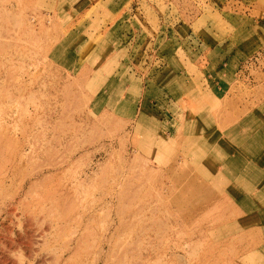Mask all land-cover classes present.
<instances>
[{"label":"rangeland","instance_id":"1","mask_svg":"<svg viewBox=\"0 0 264 264\" xmlns=\"http://www.w3.org/2000/svg\"><path fill=\"white\" fill-rule=\"evenodd\" d=\"M0 181V264H264V0H0Z\"/></svg>","mask_w":264,"mask_h":264},{"label":"bare ground","instance_id":"2","mask_svg":"<svg viewBox=\"0 0 264 264\" xmlns=\"http://www.w3.org/2000/svg\"><path fill=\"white\" fill-rule=\"evenodd\" d=\"M42 166H43V164H42ZM49 166H50V165H49ZM38 167H40V165H39ZM47 167H48V166H47ZM29 176H30V175H29ZM0 182H1V181H0ZM263 192H264V191H263ZM8 213H9V212H8ZM29 225H30V224H29ZM31 226H32V224H31ZM49 228H50V225H49ZM109 232H110V231H109ZM30 237H31V234H30ZM33 238H34V237H33ZM109 240H111V239H109ZM31 241H32V240H31ZM35 242H37V241H35ZM39 242H40V241H39ZM74 242H75V241H74ZM80 242H81V241H80ZM37 243H38V242H37ZM77 243H79V242H77ZM23 245H24V244H23ZM33 245H34V244H33ZM33 245H32V246H33ZM37 245H38V244H37ZM77 245H79V244H77ZM34 246H36V245H34ZM75 248H76V247H75ZM76 252H77V250H76ZM73 254H74V253H73ZM73 254H72L71 256H73ZM109 256H110V255H109ZM64 257H65V256H64ZM64 257H63V258H64ZM49 258H50V257H49ZM51 258H52V257H51ZM51 258H50V259H51ZM65 258H66V257H65ZM74 258H75V257H74ZM42 259H43V258H42ZM50 259H48V260H50ZM98 259H99V258H98ZM48 260H47V261H48ZM50 261L53 262L54 259H53V260L51 259ZM96 261H97V260H96ZM53 263H54V262H53Z\"/></svg>","mask_w":264,"mask_h":264}]
</instances>
